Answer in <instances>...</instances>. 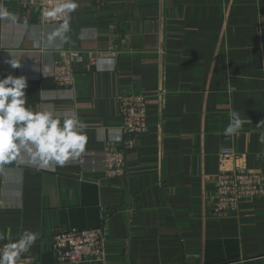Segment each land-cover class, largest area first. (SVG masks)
I'll list each match as a JSON object with an SVG mask.
<instances>
[{
  "label": "crops",
  "instance_id": "crops-1",
  "mask_svg": "<svg viewBox=\"0 0 264 264\" xmlns=\"http://www.w3.org/2000/svg\"><path fill=\"white\" fill-rule=\"evenodd\" d=\"M76 2L66 41L45 47L61 23L0 0V79L26 78V107L76 114L85 152L116 136L120 94L145 95L148 129L113 177L89 160L41 168L23 149L0 164V245L29 230L31 264H76L56 260L51 235L104 226L102 258L77 264H264V194L227 214L209 202L221 170L264 181V0ZM72 49L74 80L57 85L53 65Z\"/></svg>",
  "mask_w": 264,
  "mask_h": 264
},
{
  "label": "built area",
  "instance_id": "built-area-1",
  "mask_svg": "<svg viewBox=\"0 0 264 264\" xmlns=\"http://www.w3.org/2000/svg\"><path fill=\"white\" fill-rule=\"evenodd\" d=\"M25 9L38 11L41 23H62L64 17L47 18L43 15L46 8H50L55 0H21ZM79 51L68 50L62 58L53 65L52 79L57 85L72 84L75 76V62L79 60ZM95 63L96 57H90ZM120 127L113 138H107L100 151L83 152L75 160L65 164L82 165L86 160L92 164L99 163L100 170L107 176L113 177L124 173L126 151L133 148L135 136L147 131V114L145 95L120 94L117 98ZM229 149L220 152L221 156H231ZM95 170V167L92 168ZM264 194V181L257 172L245 166L235 169L221 170L215 178V190L210 197V204L218 214L236 211L240 202ZM104 226L88 229H59L50 237V244L56 260L62 263H80L86 259L100 260L103 256L106 239ZM5 245V244H4ZM4 245H0L2 248ZM33 261L29 251L23 253L16 264H31Z\"/></svg>",
  "mask_w": 264,
  "mask_h": 264
},
{
  "label": "clouds",
  "instance_id": "clouds-1",
  "mask_svg": "<svg viewBox=\"0 0 264 264\" xmlns=\"http://www.w3.org/2000/svg\"><path fill=\"white\" fill-rule=\"evenodd\" d=\"M78 7L76 0H55L43 15L47 18L64 17L48 34L45 47L56 46L57 41H66L69 31L68 17ZM10 13L0 7V18H8ZM12 68L20 67L19 60L7 61ZM103 61H98V68ZM27 81L24 76L8 75L0 79V164L17 158L23 149L30 162L41 168L50 164L63 166L75 160L85 150L87 136L83 124L76 114L60 118L49 110H33L26 107ZM225 134L236 132L240 124L239 114L233 112ZM39 234L25 230L18 239L0 248V264H16L20 256L28 251L38 239Z\"/></svg>",
  "mask_w": 264,
  "mask_h": 264
}]
</instances>
